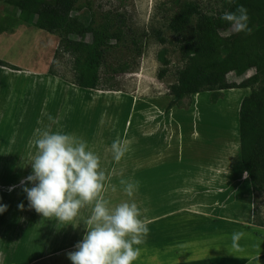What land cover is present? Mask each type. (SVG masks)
Returning <instances> with one entry per match:
<instances>
[{"label": "rangeland", "instance_id": "obj_1", "mask_svg": "<svg viewBox=\"0 0 264 264\" xmlns=\"http://www.w3.org/2000/svg\"><path fill=\"white\" fill-rule=\"evenodd\" d=\"M230 1L75 0L71 17L77 35L20 24L18 10L0 4V60L20 69L0 66V203L7 206L0 215V264H71L67 255L85 234L91 206L80 210L76 229L28 208L20 181L31 173L35 140L44 132L72 134L88 143L100 157L106 176L101 195L110 204L129 199L122 179L138 184L133 200L143 222L160 211L180 214L184 208L203 213L233 205L231 212L238 214L239 205L232 204L238 201L246 203L254 224L264 227V193L254 196L244 175L237 134L240 105L251 89L223 91L216 104L210 103L211 93L204 92L191 98L188 109L165 112L169 88L186 65L181 38L169 28L171 19L185 3H196L204 13L215 15ZM86 27L107 28L110 36L100 62L98 90L72 83L79 55L72 43L92 42L90 34L81 35ZM163 48L168 51L166 66L158 60ZM162 69L166 74L160 78ZM253 74L254 69L246 77ZM243 79L235 73L228 76L230 83ZM204 107L217 115L227 133L233 112L235 141L218 129L212 134L204 130ZM114 141L124 149L119 161L113 159ZM155 159L175 163L174 180L166 174L160 183L153 181L165 170L157 168L155 173L150 162ZM250 194L251 203L242 201L243 196L251 199ZM21 203L24 210L17 207Z\"/></svg>", "mask_w": 264, "mask_h": 264}, {"label": "trees", "instance_id": "obj_2", "mask_svg": "<svg viewBox=\"0 0 264 264\" xmlns=\"http://www.w3.org/2000/svg\"><path fill=\"white\" fill-rule=\"evenodd\" d=\"M0 4L16 8L20 24L48 33L80 34L71 17L75 0H0ZM238 6L248 11L250 34L237 33L220 19L224 11H234ZM224 11L206 14L189 2L171 19L169 28L181 38L180 51L186 65L179 71L177 83L169 88L171 100L165 112L188 109L191 98L204 92H210V103L216 104L223 91L250 88L239 109V138L241 164L255 196L264 193V0H231ZM86 34L92 36L91 43H72L79 52L77 76L72 83L83 90H98L100 62L110 36L107 28L86 27L81 35ZM160 41L166 42L162 38ZM167 53L163 48L158 54L164 66L169 64ZM0 66L20 70L1 60ZM252 69L255 74L246 77ZM231 73L245 79L239 84L230 83ZM165 74L166 69H162L160 78Z\"/></svg>", "mask_w": 264, "mask_h": 264}, {"label": "clouds", "instance_id": "obj_3", "mask_svg": "<svg viewBox=\"0 0 264 264\" xmlns=\"http://www.w3.org/2000/svg\"><path fill=\"white\" fill-rule=\"evenodd\" d=\"M220 19L237 33L251 32L248 11L243 6L224 11ZM35 146L37 154L29 163L31 173L20 181L28 208L44 219L76 229L80 225V210L91 206L85 234L75 244V251L67 255L71 264H135L141 254L139 246L148 232L133 200L138 184L122 179L120 184L129 199L110 204L101 195L106 176L100 157L85 140L67 133L44 132L35 140ZM111 151L117 161L125 154L116 141ZM17 207L24 210L23 203ZM6 211L7 206L0 203V215ZM242 236L243 233L234 232L231 238L238 241Z\"/></svg>", "mask_w": 264, "mask_h": 264}, {"label": "crops", "instance_id": "obj_4", "mask_svg": "<svg viewBox=\"0 0 264 264\" xmlns=\"http://www.w3.org/2000/svg\"><path fill=\"white\" fill-rule=\"evenodd\" d=\"M205 110L204 107L201 112L205 117L204 130L212 134L214 129H218L233 141V112L229 113L230 131L227 133L217 115ZM237 134L239 137V129ZM150 162L154 163L156 174L157 168L165 169L162 174L160 170L161 175H155V183H160L161 177L166 174L174 180L175 175L171 174L178 171L175 163L165 160L160 165L157 159ZM248 196L251 198L252 194ZM241 199L252 202V198L247 196ZM232 204L239 205L241 211L238 214L231 212L233 205L209 208L203 213L199 209L190 211L184 208L180 214L177 210L159 212L156 209L159 213L155 214V218L144 222L148 228L147 237L140 245L141 254L135 264H264V227L254 224L253 215L246 210V203L237 201ZM234 232L243 233L242 238L233 241Z\"/></svg>", "mask_w": 264, "mask_h": 264}, {"label": "bare ground", "instance_id": "obj_5", "mask_svg": "<svg viewBox=\"0 0 264 264\" xmlns=\"http://www.w3.org/2000/svg\"><path fill=\"white\" fill-rule=\"evenodd\" d=\"M47 110V109H46Z\"/></svg>", "mask_w": 264, "mask_h": 264}]
</instances>
